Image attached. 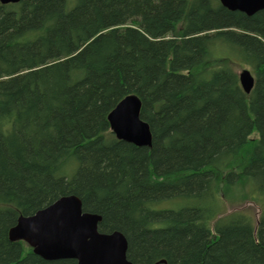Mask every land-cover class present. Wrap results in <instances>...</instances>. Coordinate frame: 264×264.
Here are the masks:
<instances>
[{
    "label": "trees",
    "instance_id": "16d2710c",
    "mask_svg": "<svg viewBox=\"0 0 264 264\" xmlns=\"http://www.w3.org/2000/svg\"><path fill=\"white\" fill-rule=\"evenodd\" d=\"M233 65L250 68V94ZM127 96L140 100L150 148L110 130ZM226 192L258 217L224 215ZM69 195L100 233L126 238L133 264H264V10L0 4V264H77L8 238L19 216Z\"/></svg>",
    "mask_w": 264,
    "mask_h": 264
},
{
    "label": "water",
    "instance_id": "95a60500",
    "mask_svg": "<svg viewBox=\"0 0 264 264\" xmlns=\"http://www.w3.org/2000/svg\"><path fill=\"white\" fill-rule=\"evenodd\" d=\"M21 0H0L1 5ZM229 10L252 16L264 10V0H218ZM242 91L250 94L255 78L247 69L238 73ZM140 100L122 99L108 114L110 130L117 140L136 147L150 148L149 126L140 119ZM100 217L82 211L80 200L62 196L30 216H19L8 231L11 242H24L33 253L46 261L71 259L77 264H133L127 259V241L120 232L100 233Z\"/></svg>",
    "mask_w": 264,
    "mask_h": 264
},
{
    "label": "rangeland",
    "instance_id": "374dc122",
    "mask_svg": "<svg viewBox=\"0 0 264 264\" xmlns=\"http://www.w3.org/2000/svg\"><path fill=\"white\" fill-rule=\"evenodd\" d=\"M218 55V54H217ZM233 67H235L237 69V73H239L242 69H247L250 71V68L248 66H239V65H233ZM227 193V192H226ZM232 195L230 193L226 194V198L223 197V199H220L222 205V211L223 214H227V213H232V212H242L245 213L249 216L252 217H258L259 215V206L256 204H252V203H245L244 205L239 204H231L229 202V199H231ZM178 202L175 203V205L177 206ZM174 204L171 203V206H173Z\"/></svg>",
    "mask_w": 264,
    "mask_h": 264
},
{
    "label": "bare ground",
    "instance_id": "6f19581e",
    "mask_svg": "<svg viewBox=\"0 0 264 264\" xmlns=\"http://www.w3.org/2000/svg\"><path fill=\"white\" fill-rule=\"evenodd\" d=\"M254 15V14H253Z\"/></svg>",
    "mask_w": 264,
    "mask_h": 264
}]
</instances>
